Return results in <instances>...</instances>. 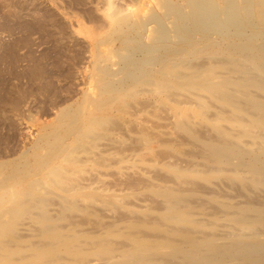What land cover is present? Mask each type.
<instances>
[{"label": "bare ground", "instance_id": "1", "mask_svg": "<svg viewBox=\"0 0 264 264\" xmlns=\"http://www.w3.org/2000/svg\"><path fill=\"white\" fill-rule=\"evenodd\" d=\"M112 10L105 13L110 28L117 29L126 24L125 19L115 13L117 12L116 9H114L115 11ZM82 28L81 33L86 35L92 42L97 43L100 41L102 37L101 31L99 32L92 28L84 29V26ZM178 32L185 39L193 34V31H185L183 28L178 29ZM199 49L201 48L199 47ZM210 54L223 56L225 59L223 62L220 61V64L215 66L212 71H207L208 73L199 72L197 70L198 67L196 68L197 72L186 71L184 74H176L174 72L170 75L171 73L164 72L170 76H166L162 72L149 71L141 75L130 76V83L105 86L101 90L98 100H86L87 103L92 104L94 107L92 112L95 113H84L79 109L77 113H73L74 115L64 123L62 129L60 128V132H47L45 129L43 133L41 132L40 144L47 145L49 150L44 155L40 153L34 154L33 165L28 163V158H24L22 162L17 163L15 161V163L0 165V264H264V42L259 45L253 43L240 45L236 43L220 44L210 49ZM95 57L97 58V56ZM202 64L205 66L206 63ZM170 65L172 66L171 62ZM168 67L170 66L168 65ZM200 69L203 71V68L200 67ZM140 86L141 89L147 88L146 92L148 91L151 94L155 103L164 108H171L175 115L177 130L184 133L186 137H183V139H186L191 145V148L189 147L190 150L188 149L189 151L186 150L187 152L184 151V153L181 152L182 147L180 148L178 144L175 145L178 146L176 148L163 145L162 151L165 152L162 153L166 155L168 151H173V153L185 154L189 159L184 161L186 164L182 162L181 165L184 163L186 167L187 165L189 167L195 165V163L187 164L189 160L194 162L199 159L201 162H197L199 165L202 164L206 170H201L202 173H199L198 170L200 168L197 170V167H194V170L196 168L198 172L197 174L191 169H175L169 166L170 161L166 160L168 164L164 165L163 170L169 176H164V179L166 180L165 177L168 179L170 177V180L174 181V188L171 186L168 188L164 185L168 182V179L164 181V188H161L162 186L159 188L155 183L156 186L153 185L152 181L150 182L152 185L146 184L148 185L146 187L144 186L146 181L149 182L150 180L143 181V179L141 181L144 183L141 182L140 184L138 180L139 184L136 186L139 187L140 185L142 187L144 184L146 196L151 198L146 199L148 201L151 200L150 203L152 201L155 202L154 206L153 202L151 207L149 206L150 209L145 208L146 210L144 211H134L127 208L128 217H124L126 215L124 211L120 216L121 218L124 217V219L118 218L120 222L118 221V223L108 226H106L105 222V226L101 224L104 227L100 230L96 229L94 232L79 229L77 225L69 224L70 222L68 224H59V221L74 217L67 214L73 213L74 210L80 207L82 208V206H79L80 202L89 203L97 200L110 202L112 200L109 198L106 200L104 196L96 191L81 192L80 183V186L77 185L78 189H74V186H77L72 184L73 180L71 179L73 177H64L66 175L63 176V172L73 175L83 169L79 165L83 162L84 157L79 160L72 155L76 151L77 146L82 147L81 145L85 141L89 143L86 140L89 135L94 134L103 122L105 123L111 119L110 111L116 110L115 112H119L125 106H131L129 99L133 98L128 97V95L135 94V91L137 92V88H140ZM129 90H133V92L127 95ZM183 94L186 96L184 97ZM202 94L208 96H206L207 100L206 98L203 99L205 95L202 96L203 98L201 97ZM174 98L179 100L175 99L174 101ZM180 98L190 99L192 102L184 100L183 103L190 102L188 107H184L181 105ZM104 102L108 104L105 103L106 106H103ZM137 103L140 104V102ZM144 103L143 106L148 102ZM192 103L197 106H192ZM215 107L219 108L216 111L218 112L217 121H221L223 124L216 123L213 120L214 118L212 119L214 113L210 114L214 123L208 117L210 109ZM122 111L124 110L122 109ZM116 123L119 122H112L114 125ZM124 123L129 124L127 121ZM195 123L208 125L210 133L208 128L206 133L208 132L209 135H204V131L202 135L199 132L202 129L196 132ZM116 127L115 130L120 128ZM199 127L201 128V126ZM174 131L176 132V130ZM171 134L173 133L171 132ZM147 135L149 137L150 134L146 133ZM179 135L181 136V134ZM182 136L178 138L181 140ZM145 138L147 139V137ZM137 140L133 141L136 142ZM186 140L181 141L187 144ZM171 141L170 143L172 144ZM143 142L145 141L143 140ZM139 143L141 144V142ZM139 143L136 142V144ZM140 146L142 145L138 147ZM119 147L121 146L119 145ZM138 147L136 146V148ZM197 147L200 148L199 152H195L198 150H195ZM86 149L84 150L85 153L89 152ZM78 151L75 153L77 154ZM89 153L91 154V152ZM67 154L71 155L68 156ZM163 157L161 158L163 159ZM91 158L88 157L89 160ZM102 158H99V160L101 161ZM161 158L160 160H162ZM103 159L105 160V158ZM99 160L97 161L100 162ZM103 163L102 161L100 162V164ZM175 165L177 166L178 164ZM124 166L127 168V165ZM124 166L122 167L124 168ZM139 168H141L140 165ZM156 172L158 173L157 170ZM156 172L154 174L156 181L162 180L163 175L162 178H157ZM82 177L84 178V176ZM131 177L133 179V176ZM135 181L137 183L136 179ZM172 181L171 184L173 183ZM131 185L133 188V184ZM126 186H128V183ZM186 186L190 188L186 189ZM216 186L235 190V192L239 193L238 196L243 197V201L223 200L221 198L223 194L218 196L217 193H213V191H219L218 189L213 190V187L216 188ZM52 190H58L64 194V209L63 211L60 210L62 212L56 217L48 213L49 209H46L45 204ZM221 190V192L224 191L223 189ZM232 192L231 194H233ZM60 199L63 200L61 197ZM128 200L126 199V202ZM55 202L58 201L55 200ZM120 203L122 202L120 201ZM57 205L58 207L60 206V204ZM93 206L94 204L92 206L88 205V207ZM105 209L107 210V208ZM81 210L85 211L83 221L90 219L92 216L90 214L91 211L88 212L87 208H82ZM97 210L99 212V209ZM74 215L78 214L74 213ZM92 221L94 222V220ZM81 222L82 226L84 222ZM27 224L30 228L27 236L20 234L21 227ZM101 225L99 224V226ZM93 228H96V226Z\"/></svg>", "mask_w": 264, "mask_h": 264}, {"label": "rangeland", "instance_id": "2", "mask_svg": "<svg viewBox=\"0 0 264 264\" xmlns=\"http://www.w3.org/2000/svg\"><path fill=\"white\" fill-rule=\"evenodd\" d=\"M114 9L117 11L115 13H118L119 17L125 19L126 22V24L117 29L112 27L111 29L105 17L107 11H115ZM83 26L84 29L92 28L99 32L101 31L102 37L100 41L97 43L92 42L86 35L82 34L81 30ZM182 28L185 31H193L192 36L185 39L182 34L178 32V29ZM262 30H264V0H0V165L15 163V161L17 163L22 162L24 158H28V163L33 165L34 154L40 153L44 155L49 150L47 145L40 144L42 133L45 130H47V132H60L64 123H66L72 115L77 113L79 109L84 113H91L94 107L92 104L87 103L86 100H98L100 92L105 86L110 84L118 85L121 83H130V76L141 75L149 71L162 72L166 76H170L174 72H176V74H184L186 71L197 72V70L201 73H208L207 71H212L215 66L220 64V61L223 62L225 59L223 56L211 55L210 49L220 44L224 45L227 43H236L239 45L245 43L262 44L264 42V31ZM185 40L188 41L186 42ZM199 47L201 49H199ZM95 56H97V58ZM205 58L208 61L204 60ZM217 58L221 59L217 60ZM179 63L180 65H178ZM202 63H206L205 66ZM168 65L170 67H168ZM187 67L190 68L188 69ZM200 67L203 68V71ZM133 68L136 70L134 71ZM166 71L171 74H165L164 72ZM181 71H183V73H181ZM140 89L141 86L137 88L135 94L132 93L133 90H129L127 95L128 93H132L128 95V97L133 98L129 99V104H131V106L127 105L125 108H122L124 111H122V109L119 112H115L116 110L110 111L111 119L105 122L106 124L103 122L94 134L89 135L86 139L89 143L85 141L81 145L82 147L77 146L76 151L80 150L77 153L78 155L75 153L76 151H74L73 154L71 153L79 160L84 157L85 162L89 161L85 163L84 158L83 162L81 160L82 163H80L79 166L83 168V171L81 170L73 175L68 172H63V176L66 175L64 177H73V179L70 178L73 180V186H77L79 183L81 184V186L79 185L83 188H80L81 192L96 191L104 196L106 200L108 198L112 200L110 202H104L103 200L89 203L85 201L80 202L79 206L85 209L87 208L88 212H93H90L92 215L90 217L91 220L85 219V221H83L85 211L81 210L82 208L80 207L74 210L73 213L67 212L68 214H66L68 216L73 215L74 217H72V219L68 217L67 220L59 221V224H68L70 222L69 224L73 223V225H77L79 229L94 232L96 229L100 230L106 224V226H108L118 223V221L120 222L118 218L121 216L122 212L125 211L126 213L127 208L134 211L150 209L153 203V206L155 205V202L152 201L153 203H150L151 200L148 201L150 197L146 196L145 193L144 186H148L146 184H150L152 181V184L158 185L159 188L161 186V188L165 186L168 188L170 186L173 188L175 187L174 181L170 180V177L169 179L165 177L166 180L168 179L167 181L169 183L166 182V184H164V181H166L164 176L168 174H166L163 168L168 164L166 163L168 160L170 161L168 165L175 169L182 168V170H194V167H197V170L200 168L198 170L199 173H202L201 170H206L202 164L199 165L201 162L199 159L194 162L189 160L187 164L195 163V165L193 166L190 164L191 167L188 165L186 167V165H184L186 162L184 161H188L189 158L185 156V154H177L175 152L173 153V151H168V154L166 151V155L168 154L166 156L165 153H162L165 152L162 151L163 145L176 148L178 146L175 145L178 144L180 148L182 147L181 152L183 153L184 151H189L191 145L186 139L188 145L182 142L185 141L183 137L186 136L183 132L177 130L175 115L171 108H164L155 103L152 100L151 94L148 91L146 92L147 88H142V92ZM186 95H184V97ZM204 95L205 94H202L201 97ZM206 96L207 95L202 98H206L207 100L208 96ZM175 99L179 100L178 98H174V101ZM140 100L143 103H148H144L145 106H143ZM184 100L185 99L180 100L181 105L184 107H188L190 102H192L190 99H186L190 102L183 103ZM137 102H140V104ZM105 103L106 102L103 103V106L108 104ZM191 105L197 106L194 105V103ZM128 107L130 108L128 109ZM215 108L210 109L208 117H210L209 119L212 123H214L213 120H215L216 123L223 124V122L217 121L218 112L216 111H218L219 108ZM164 110L165 112H163ZM212 113H214V117H212V119L214 118L213 120L211 119L212 115L210 116ZM125 121L129 124L124 123ZM112 122L119 123L114 125ZM107 123L110 124V127ZM195 124L196 132L202 129V131H199L202 135L204 132V135H209L210 128L208 125ZM113 126H117L116 128L120 127V130H115ZM168 126L171 127L169 128ZM199 126H201V128ZM207 128L209 131L206 130ZM173 129L176 130V132ZM206 131L209 133H206ZM145 132L150 134L149 137L148 135L146 136ZM171 132L173 134H171ZM179 134H181V136L183 135L182 141L178 138L181 137ZM98 137L101 138L99 139ZM145 137H147V139ZM109 139L110 141H108ZM135 139H138L139 141L137 140L136 142H141V144H136V142L133 141ZM143 140L145 142H143ZM95 143L97 144L95 145ZM135 144L137 147L139 145L142 146L138 147L139 150H137L138 148H136ZM119 145L121 147H119ZM132 146H134V148H132ZM85 149L87 151L89 150L91 154L87 151V153H85ZM110 149L112 152L109 151ZM196 149L198 150L195 152H199L200 148L197 147L195 150ZM87 156L90 158L93 157L96 160L93 158L89 160ZM162 156H164L163 159L161 158ZM102 157L105 158V160ZM99 158H102L101 161L104 162L103 164H100L101 161ZM160 158L162 160H160ZM121 159L123 160L120 161ZM129 159L132 160L130 161ZM182 162L184 163L181 165ZM104 164L108 165L105 166ZM175 164L178 165L176 166ZM124 165H127V168ZM139 165L141 168H139ZM122 166H124V168ZM197 170L195 168L194 172L198 174ZM155 172L156 176H161H157V178H162L163 175L162 180L156 181ZM130 175L133 176V179ZM82 176H84V178ZM80 177L83 178H81L83 181ZM135 179L137 183H135ZM142 179L143 181H150H146L144 185V182L141 181ZM138 180L140 184L143 182L142 184L144 186L142 185V187H140L139 185V187H136L139 184ZM128 181L131 183L129 184ZM171 181L173 182L172 184ZM127 183L128 186H126ZM131 184H133V188ZM92 187L93 189H91ZM218 187H213V190H219L213 191V193H217L218 196L223 194L221 196L223 200L243 201V197L238 196L239 193L235 192V190L233 191L221 186ZM189 188V186H186V189ZM220 188L224 191L221 192L222 190ZM74 189H78V186H74ZM231 192L233 194H231ZM63 196L64 194L62 192L52 190L48 197V201L45 202L46 209H49L48 213L50 215L56 217L63 211L65 206ZM60 197L63 200H61ZM52 198L58 201L55 202L54 200V202H52L55 206L51 203L53 200ZM134 198L136 199L134 200ZM126 199L130 201L128 200V202H126ZM117 200H120L122 203ZM55 203L60 204L59 207L62 209H59L58 205ZM126 203L130 204L127 205ZM92 204H94L95 207H88V205L92 206ZM115 207L117 210H115ZM105 208H107V210ZM97 209H99V212ZM74 213L78 214L79 217H77L78 215H74ZM127 213L124 217H128ZM124 217H120L121 220L124 219ZM92 220H94L95 223ZM114 220H116V222H114ZM80 222H84L82 226ZM99 224H103L104 226H99ZM94 226H96V228H93ZM85 228H89L90 230ZM29 229L28 224L22 226L20 234L27 236Z\"/></svg>", "mask_w": 264, "mask_h": 264}]
</instances>
